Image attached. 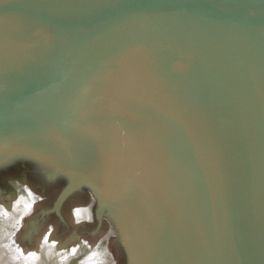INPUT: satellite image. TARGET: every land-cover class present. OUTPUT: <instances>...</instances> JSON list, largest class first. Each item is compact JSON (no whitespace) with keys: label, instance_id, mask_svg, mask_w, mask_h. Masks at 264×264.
<instances>
[{"label":"water","instance_id":"obj_1","mask_svg":"<svg viewBox=\"0 0 264 264\" xmlns=\"http://www.w3.org/2000/svg\"><path fill=\"white\" fill-rule=\"evenodd\" d=\"M0 264H264V0H0Z\"/></svg>","mask_w":264,"mask_h":264}]
</instances>
